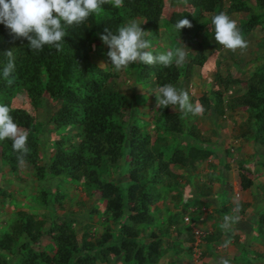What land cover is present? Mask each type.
<instances>
[{"label": "trees", "instance_id": "16d2710c", "mask_svg": "<svg viewBox=\"0 0 264 264\" xmlns=\"http://www.w3.org/2000/svg\"><path fill=\"white\" fill-rule=\"evenodd\" d=\"M166 1L124 0L120 8L105 4L98 15L93 14L83 24L67 28L62 51L45 45L42 51L32 52L28 40L14 39L10 29L0 24V103L8 104L18 94H24L34 105L41 102L44 92L57 97L49 121L38 119L35 113L28 111L11 112L18 125L29 132L30 154L26 164L35 177V185L24 197L30 195L33 206L42 209H17L10 213L7 228L0 232V264H116L110 259L111 255H122L125 264L155 263L157 258L161 259V264H170L166 252L169 245L163 243L164 234L170 228L151 226L156 222L152 208L160 197L156 191L165 187L172 199H181L174 193L177 173L171 168V164H177L175 169L187 171L185 178L191 181L192 190H199L196 194L202 198L207 197L212 192V186H208L212 178L222 179L215 173L218 167L208 173L211 178L207 182L200 184L194 179V170L209 156L218 159L221 170L229 168L234 147L228 146L227 140L222 141L226 144L224 148L221 143L213 145L218 138L216 127L225 128L226 120H232L235 113L246 117L237 136L252 144L254 156L250 163L264 167V60L259 61L246 78L238 76L251 56L256 60L259 56L264 59V39L255 42V48L243 50L235 59L238 66L233 69L235 75L230 69L224 77L216 69L210 72L211 87L198 98L202 114L185 116L172 106L156 109L154 137L151 138L143 123H137V119L129 122L127 110L131 109V113L135 110L129 100L133 93L125 94L119 77L93 61L97 57L104 58L109 51L100 39L106 28L116 32L121 25L135 19L149 32L147 39L152 41L155 54L164 53L161 45L165 46L173 36L180 44L188 45L195 54L191 59L199 58L200 65L205 59L202 50L208 52L211 40L217 45L214 26L207 18L210 14L214 16L223 9L228 14L240 12L244 17L248 15L246 26L263 25L261 29H264V0H182L190 11L170 14L168 25L173 28L178 20L186 18L192 27H185L181 32L174 28L166 32L162 15ZM201 11L209 13L208 16L201 15ZM162 33L164 38L160 40ZM9 50H13L16 65L15 83L11 86L3 77V68L8 62L5 53ZM190 63L171 67L159 63L130 66L136 82L148 81L155 89L171 83L180 89L191 74ZM195 78L199 80L198 76ZM206 116L217 121L211 119L206 127L202 126L205 134L197 122L204 121ZM0 147L5 159L2 164L14 168L18 162L12 141L0 142ZM39 148L44 152L43 158L50 160L47 168L38 166ZM167 151H171L170 159L165 157ZM218 151L221 156L217 155ZM110 174L119 175L118 180L111 179ZM75 184L81 185L91 204L83 208L86 217L81 211L79 215L89 220L97 217V222L105 225L102 232L97 228L92 230L95 222L81 224L79 221L77 227L67 214L59 215L58 211L70 209L73 203L86 204L77 200L76 190L73 197L69 196L68 191ZM251 184L250 178H240L241 190ZM60 190L63 191L60 193ZM6 196L14 198L1 188L0 202ZM63 196H68L67 201ZM48 205H52L53 211ZM201 211H195L198 217ZM168 218L171 222L172 218ZM174 220L176 226L181 221L178 215ZM249 221L257 224L262 232L263 214ZM145 236L149 238L147 243ZM225 237L222 235V240ZM242 251L230 258L232 264L236 261L259 264V258H264L261 252L254 256L250 251L244 252L246 249Z\"/></svg>", "mask_w": 264, "mask_h": 264}, {"label": "rangeland", "instance_id": "374dc122", "mask_svg": "<svg viewBox=\"0 0 264 264\" xmlns=\"http://www.w3.org/2000/svg\"><path fill=\"white\" fill-rule=\"evenodd\" d=\"M163 9L162 15L166 32L173 30V28L169 27L170 24L167 20L170 14L174 12L180 13L185 10L190 11L186 8L182 0H167ZM221 12L226 11L223 9ZM200 14L208 16L209 13L206 14L201 11ZM229 15L238 21V26L248 41L249 48H255V42L264 39V29H261L263 25L258 24V28H254L252 24L251 26H246L248 15L244 17L243 13L240 12L229 13ZM212 17L213 16L210 14L207 18L211 19ZM162 38H164L163 33L161 34L160 40H163ZM211 41L208 52L207 50H202L205 59L201 65L198 63L199 58L191 59L195 54L191 53L188 49V45L180 44L173 36L170 37L167 44L165 43V46H163V44L161 45V47L164 48V52H167L169 49H174L175 47H185L188 53L186 62L188 63L191 61L189 66L191 74L186 79V82H183V87L180 89L189 91L193 103H196V100L199 101L198 98L202 95V92L208 91L211 87L212 74L210 72L216 69L221 73L220 75L222 77L225 75L227 76L230 70L231 73L233 72L234 74L233 69L238 68L235 59L243 52L241 50L233 52L225 49L222 45H219L218 42L215 46ZM211 50L212 52L210 53ZM257 59L258 60L251 56V59L247 62L248 64L240 70L238 76L240 78H246L248 76L247 73L249 71L252 72L256 64L264 60L260 56ZM108 60L107 54H104V58L97 57L93 59L100 67H106L109 72L119 77L118 81L123 82L121 86L125 94L133 93L132 96L129 97V100L134 105L133 110H135L132 113L131 109L127 110L128 120L131 122L137 119V123H143L146 129H148L150 138L154 137L155 127L153 118L157 109L154 91L156 89L151 87L153 85L148 81L145 83L136 82L133 74L134 70L131 66L126 70H122V72L116 71L120 72L116 74L113 66L108 64ZM195 76H198L199 80L196 81ZM42 96L41 102H37V104L34 105L28 101L24 94H18L11 98L7 105H9L12 110L17 109L28 111L31 114L35 113L38 119L49 121L51 117H53L52 105L54 102H57V97L55 98V96H51L47 92H44ZM30 105H32V108ZM174 109L179 111L178 106H175ZM238 114L239 113H235L232 120L230 118L226 120L227 126L225 128L216 127L218 138H216V144L213 146L216 147L215 145L222 144V141L225 143L227 140V145L234 147L232 160L228 162L229 168L225 171L222 168V171L218 159L209 156L203 164L200 163L194 170V179L200 184L203 181L207 182L211 178V175L209 176L208 173H211L213 169L218 167L215 173L220 174L222 179L212 178L210 183H208V186H212V192L207 197L202 198L200 195L198 196L199 190H192L193 185L191 181L185 178L187 171L175 169L174 167L177 164H171V168L177 173L176 181H173L176 185L174 193L177 197L180 196L181 199L179 201L172 199L170 192L165 187H161L156 191L157 195H160V197L154 202L155 205L152 208V212L156 216V222L151 226L157 225L162 228H170L167 233L165 232V240L163 241L165 245H169L166 252H168L167 257H169L168 261L170 264H221L222 258L230 260L232 256L236 257L239 253H242V249H246L244 252H252L254 256H258V252H261V254L264 253V223L260 224L262 227V232H260L259 226L249 221V219L251 217L253 219L255 215L257 217V215L263 214L264 217V167L259 164L252 165L249 161L253 159L254 156L252 144L244 140L242 136H237V134H239V127L246 120V117L245 115L240 116ZM211 119V117L206 116L204 117V121H198L197 124L201 126V130H204L202 126L206 127V122H209ZM212 120L217 121L215 119ZM210 129L211 126L209 127V131ZM9 141L10 139H5L0 142L8 143ZM212 144L213 143H210L209 145ZM222 145L223 148L226 146V144ZM238 148H240V150ZM217 149L220 150V148ZM39 150L40 148L37 153L39 155V161L37 162L38 166H45L47 168L50 160L49 158H43L44 152ZM1 151L0 147V189L2 188L5 192L13 195L14 198L6 196L4 201L0 202V232L7 228L8 217H10V213L13 211L17 209H25L27 211L42 209L33 206L32 201L29 199L30 195L24 197V193L29 194V189L35 185V177L31 175L27 164L23 165V168L19 164H14V168L10 166L7 167L2 164L5 159L3 155H1ZM170 155L171 151L165 153L167 159H170ZM217 155L221 156L220 151L217 152ZM238 161L239 163H237ZM11 169L14 170L12 171ZM118 176L110 174L109 177L117 181ZM247 177L252 180V184L247 189L241 190L240 178L245 179ZM51 183H54V180H52ZM74 190H76L75 196L77 200L83 203L86 201V204L81 206L80 202L79 204L73 203L70 209L58 211L59 215L67 214L70 221H74L73 223L77 224V227L80 226V223L95 222L96 224L92 230L97 228L102 232V227L105 225L99 224V221L97 222V217L93 216L92 220H89L88 218L82 219L84 217L79 215L78 212L81 211L83 216H87V213L84 214L86 210L83 208H86L87 205L90 204V199L86 198L85 191L82 190L80 184H75L73 188L68 191L69 196H74ZM62 191L63 190H60V193ZM137 195L138 197L141 196L140 190ZM62 199L67 201L68 196H63ZM208 199H210V202H208ZM237 204L240 205V211L238 213L240 219L233 225V231L225 232L220 228V224L223 222V218L226 214H233L232 210ZM49 208L53 211L52 205H48V209ZM184 209L187 211H184ZM199 209L202 210L200 217L195 213V211ZM176 215H178L179 220L182 221V223L180 221L177 226L175 225L176 220H174ZM168 217H171L173 222H170ZM100 221H103V219H100ZM76 231L78 232L79 228ZM222 235L226 236L224 240H222ZM79 236L80 233L78 232V237ZM229 239L231 240L229 247H222L225 241ZM148 241L149 238L145 236L144 242L147 243ZM234 246L238 249L235 250ZM111 258L112 262L116 264H125L122 255L120 257H112L111 255L110 259ZM251 258L254 257L251 256ZM126 264H161V259L157 258L155 263H146L145 261L138 263L132 261ZM230 264H232L231 261ZM235 264L240 263L236 261ZM259 264H264V258H259Z\"/></svg>", "mask_w": 264, "mask_h": 264}, {"label": "clouds", "instance_id": "9594fccd", "mask_svg": "<svg viewBox=\"0 0 264 264\" xmlns=\"http://www.w3.org/2000/svg\"><path fill=\"white\" fill-rule=\"evenodd\" d=\"M123 2L124 0H0V24L10 29L14 39L28 40L32 52L42 51L45 45L62 51L68 27L83 24L91 15H98L105 4L120 8ZM211 23L215 29V41L219 45L233 52L247 49L248 41L242 34L238 21L227 12L214 15ZM185 27H192L191 21L186 18L173 25L178 32ZM148 36L149 32L143 30L141 23L133 19L121 25L116 32L106 28L100 39L108 46L107 56L116 71L126 70L136 63H159L164 67H171L173 64L180 66L186 62L188 53L185 47H175L167 52L155 54ZM5 55L8 62L3 68V77L11 86L15 83V57L13 50L7 51ZM154 93L157 109L178 106L185 116H196L203 112L199 101H191L189 91L179 89L171 83L158 86ZM11 112L9 105L0 103V141H12L13 151L17 153V162L23 166L30 154L27 146L29 132L18 125ZM232 211L233 214H226L220 224V228L225 232L233 231V225L240 219V205L237 204ZM230 243V239L226 240L222 247L227 248ZM221 264H230V260L222 258Z\"/></svg>", "mask_w": 264, "mask_h": 264}]
</instances>
